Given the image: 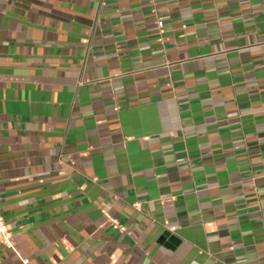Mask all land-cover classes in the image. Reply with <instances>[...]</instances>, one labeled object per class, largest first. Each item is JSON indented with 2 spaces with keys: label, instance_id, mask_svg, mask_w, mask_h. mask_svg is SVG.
Masks as SVG:
<instances>
[{
  "label": "crops",
  "instance_id": "1",
  "mask_svg": "<svg viewBox=\"0 0 264 264\" xmlns=\"http://www.w3.org/2000/svg\"><path fill=\"white\" fill-rule=\"evenodd\" d=\"M0 210V264H264V0H0Z\"/></svg>",
  "mask_w": 264,
  "mask_h": 264
},
{
  "label": "built area",
  "instance_id": "2",
  "mask_svg": "<svg viewBox=\"0 0 264 264\" xmlns=\"http://www.w3.org/2000/svg\"><path fill=\"white\" fill-rule=\"evenodd\" d=\"M151 5L156 6L158 3V0H149ZM158 27H159V33L161 36H163L165 34V25L164 22L162 20L158 21ZM108 220L113 224V226L120 230L121 232H127L126 227L120 225V223L113 217H111L110 215H108L107 213H105ZM172 231H175V228L171 229ZM0 235L2 238V242L4 243V245L10 249L13 248V244H12V236L13 233L9 227V224L4 216V214L2 213V211L0 210ZM25 264H29V260L25 259L24 260Z\"/></svg>",
  "mask_w": 264,
  "mask_h": 264
}]
</instances>
